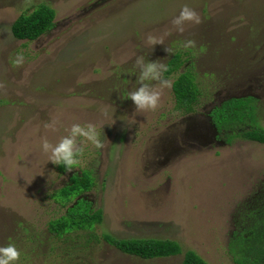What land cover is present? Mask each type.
Wrapping results in <instances>:
<instances>
[{
	"label": "rangeland",
	"instance_id": "1",
	"mask_svg": "<svg viewBox=\"0 0 264 264\" xmlns=\"http://www.w3.org/2000/svg\"><path fill=\"white\" fill-rule=\"evenodd\" d=\"M39 5L53 10V26L36 40L14 39L12 22ZM185 5L199 24L172 23ZM18 53L24 61L14 66ZM174 53L197 74L192 114L175 110L170 87H160L175 74L138 79L145 63L165 65ZM142 84L159 91L155 109L126 98ZM242 97L254 99L264 128V0H0V246L24 254L16 264H181V254L123 255L100 239L107 234L167 239L207 264H237L229 234L239 208L263 195L264 145L227 139L204 116ZM73 124L94 125L104 146L77 137L81 166L61 175L41 143H57ZM80 170L92 173L87 197L102 221L58 239L47 223L64 208L50 195Z\"/></svg>",
	"mask_w": 264,
	"mask_h": 264
},
{
	"label": "trees",
	"instance_id": "2",
	"mask_svg": "<svg viewBox=\"0 0 264 264\" xmlns=\"http://www.w3.org/2000/svg\"><path fill=\"white\" fill-rule=\"evenodd\" d=\"M53 19V10L39 5L30 13L20 14L12 22L11 35L16 40H36L53 26ZM184 63L181 54L174 53L166 61L167 71L163 72V77L175 74L170 86L174 109L187 115L194 113L202 92L192 64ZM207 116L217 132L227 133V139L239 138L264 145V128L256 123L253 98L225 100L212 106ZM56 169L61 175L66 172L62 165H56ZM93 186L92 173L80 170L72 172L66 182L51 193L50 197L64 208V213L48 221L47 232L50 235L73 241L72 238L80 232H90L101 223V210L94 209L87 197ZM262 193L261 198L255 194L250 204L241 206L232 221L228 249L234 260L237 257V264H264V191ZM91 237L93 239L90 240L97 241V237ZM100 239L121 254L142 260L164 259L181 254V264H207L193 251L182 252L175 241L167 239H117L107 234H103ZM20 256L24 254L21 252Z\"/></svg>",
	"mask_w": 264,
	"mask_h": 264
},
{
	"label": "clouds",
	"instance_id": "3",
	"mask_svg": "<svg viewBox=\"0 0 264 264\" xmlns=\"http://www.w3.org/2000/svg\"><path fill=\"white\" fill-rule=\"evenodd\" d=\"M185 22H191L193 24L200 23L199 15L190 9L189 7L182 6L179 15L176 16L172 23L175 25L184 24ZM184 29H179L183 31ZM160 41L149 36L147 43L156 44ZM193 45V41L188 40L184 42L183 47L188 48ZM24 61V56L18 53L12 60L14 66L22 64ZM141 61L138 59L137 63ZM160 69L158 72L157 69ZM167 71L166 65H157L155 62L145 63L143 65V71L139 76V81H146L148 79L157 80L161 78V74ZM171 81L161 79L160 87H170ZM160 93L159 91H150L146 84H142L140 87L136 88L134 91H130L126 94V98L130 99L136 106L137 110H152L155 109L158 103ZM48 127V125H45ZM80 137L86 140L96 149L103 148V143L100 139V134L96 127L92 124L81 126L79 124L71 125L68 130V134L62 136L59 141L55 144H50L47 140H42L41 148L44 152L48 153L49 161L53 165H62L65 171H71L73 168L81 166V156L83 154V147L77 144L76 138ZM20 252L16 248L14 243H8L5 246H0V264H16L20 257Z\"/></svg>",
	"mask_w": 264,
	"mask_h": 264
},
{
	"label": "flooded vegetation",
	"instance_id": "4",
	"mask_svg": "<svg viewBox=\"0 0 264 264\" xmlns=\"http://www.w3.org/2000/svg\"><path fill=\"white\" fill-rule=\"evenodd\" d=\"M204 115H205V114H204ZM204 118H205L204 121L206 122V124L208 125V127L211 129L210 120H209L207 114L204 116ZM211 131H212V130H211ZM212 133H213V131H212ZM217 138H218V135L215 137V136H214V133H213V134H212V141L215 142V143L218 142V141H217Z\"/></svg>",
	"mask_w": 264,
	"mask_h": 264
}]
</instances>
